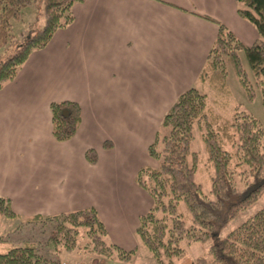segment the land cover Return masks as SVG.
Segmentation results:
<instances>
[{
	"label": "crops",
	"instance_id": "1",
	"mask_svg": "<svg viewBox=\"0 0 264 264\" xmlns=\"http://www.w3.org/2000/svg\"><path fill=\"white\" fill-rule=\"evenodd\" d=\"M72 13L0 89V196L22 220L93 207L109 241L131 250L153 204L137 174L159 165L148 149L165 115L201 86L220 25L245 45L259 36L235 0H87ZM65 101L81 123L60 142L51 105Z\"/></svg>",
	"mask_w": 264,
	"mask_h": 264
},
{
	"label": "trees",
	"instance_id": "2",
	"mask_svg": "<svg viewBox=\"0 0 264 264\" xmlns=\"http://www.w3.org/2000/svg\"><path fill=\"white\" fill-rule=\"evenodd\" d=\"M39 1L44 4L45 27L32 29L24 40L16 39L11 33L13 21ZM85 1L0 0V89L16 78L33 51L46 47L59 29L73 22L74 4ZM235 2L240 17L255 27L259 37L252 45H245L220 25L198 83L227 93V66L232 64L250 101H254L257 89L261 91L264 109V0ZM241 52L246 55L254 83L242 65ZM51 112L54 137L60 142L73 138L81 123V107L65 101L53 103ZM196 128L201 131L213 169L209 196L197 181L200 155L192 149ZM111 147L110 142L105 144V148ZM148 152L159 165L143 167L137 174V184L151 196L153 204L140 217L136 236L156 264H169L175 257H182V241H207L264 196L263 123L238 109L231 120L222 121L209 109L208 95L200 87H192L179 96ZM86 157L92 164L97 162L94 150L88 151ZM0 217L20 218L11 201L1 196ZM27 220L49 230L48 237L38 240L31 236L0 252V264H65L60 253L78 247L107 259L131 263L138 251L111 243L93 207ZM193 264H264V207Z\"/></svg>",
	"mask_w": 264,
	"mask_h": 264
},
{
	"label": "rangeland",
	"instance_id": "3",
	"mask_svg": "<svg viewBox=\"0 0 264 264\" xmlns=\"http://www.w3.org/2000/svg\"><path fill=\"white\" fill-rule=\"evenodd\" d=\"M45 24L44 4L42 1H39L37 6L25 8L21 18L13 21L11 33L16 39L24 40L31 35L32 29L41 30L45 27ZM240 58L245 71L254 83V75L244 52H241ZM227 71V93L220 91V88H216V90L212 89L208 84L206 86H200L201 90L208 95L209 109L213 114L219 115L222 121L231 120L238 109L239 111L252 114L264 125V109L261 91L257 89L254 101H250L245 89L239 82L236 70L232 64L227 66ZM160 130L161 126L159 131ZM192 149L200 155V172L197 174V181L202 184L204 193L209 196L211 192L213 169L208 162V153L202 139L201 131L198 128L195 129V140ZM263 207V203L260 199L251 207L242 211L227 225L220 228L215 235L207 241L194 243L182 241L180 246L185 250L184 255L182 257H175L173 262L169 264H193L198 258L206 255L213 245L218 244L231 231L245 223ZM48 235L49 230L45 231L42 227L33 225L28 222V220L0 217V252H6L11 247L17 246L23 241L30 239L29 237L31 236L34 239L44 240ZM137 250V254L131 263H124L116 259H107L82 247H78L70 252L62 251L60 255L61 258L66 261L65 264H156L151 252L142 243H140Z\"/></svg>",
	"mask_w": 264,
	"mask_h": 264
}]
</instances>
